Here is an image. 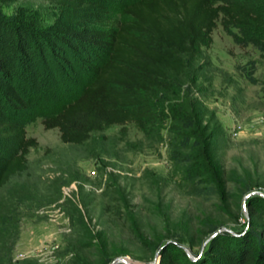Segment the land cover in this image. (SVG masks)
Returning <instances> with one entry per match:
<instances>
[{"label": "rangeland", "instance_id": "rangeland-1", "mask_svg": "<svg viewBox=\"0 0 264 264\" xmlns=\"http://www.w3.org/2000/svg\"><path fill=\"white\" fill-rule=\"evenodd\" d=\"M93 1L101 6L92 14L71 18L111 26L124 17L126 0ZM68 21L52 0H0V49L24 101L10 104L0 92V115L36 140L25 154L27 167L0 185V264H125L112 262L116 257L162 264L163 245L175 264H214L211 256H221L210 244L215 232L222 246H236L250 231L264 243V197L244 198L250 191L264 194V50L239 46L216 20L210 44L199 54H182L180 90L151 95L158 108L146 131L133 121L111 124L72 144L59 139L56 127L44 128L41 118L90 79L83 56L97 62L103 50L79 41L69 50L52 30ZM249 59L253 82L236 68L247 69ZM181 100L200 112L202 123L207 114L216 121V150L234 175L209 198L182 194L172 183L174 128L168 126L174 117L165 106L178 108Z\"/></svg>", "mask_w": 264, "mask_h": 264}, {"label": "trees", "instance_id": "trees-1", "mask_svg": "<svg viewBox=\"0 0 264 264\" xmlns=\"http://www.w3.org/2000/svg\"><path fill=\"white\" fill-rule=\"evenodd\" d=\"M52 1L63 10L70 23L52 29L59 34L61 43L74 51L78 41L103 50V57L97 62L83 56L81 60L90 69V79L80 86L72 99L41 118L44 128H57L62 142L80 144L94 131L130 121L146 131L158 108L151 95L180 90L175 79L185 67L182 54L196 55L202 46H208L216 20L239 46L251 43L264 50V36H261V33L264 35L263 0L217 3L213 0H126L120 8L124 17L111 26L94 25L91 21L95 19L71 18L72 15L92 14L101 6L98 1ZM81 22L94 26L78 25ZM52 54L61 61L68 60L62 52L52 50ZM247 65V69L240 64L236 68L253 82L254 60L249 59ZM0 92L8 103L24 104L11 81L10 64L1 49ZM178 106H165L174 117L168 126L169 131L174 128L171 140L174 148L168 151L173 165L172 183L182 194L199 198L217 195L226 182L235 181L230 170H225L216 150L215 140L220 129L208 114L202 123V115L187 100H181ZM24 133L21 124L0 115V147L4 148L0 151V185L27 167L25 154L36 140ZM207 229L213 231L215 226L209 224ZM259 236L250 231L239 238L236 246H222L218 242L221 236L215 232L210 244L221 251V256L213 255L211 259L214 264H264V243ZM160 262L175 264L166 245L161 248Z\"/></svg>", "mask_w": 264, "mask_h": 264}, {"label": "water", "instance_id": "water-1", "mask_svg": "<svg viewBox=\"0 0 264 264\" xmlns=\"http://www.w3.org/2000/svg\"><path fill=\"white\" fill-rule=\"evenodd\" d=\"M252 194H258V195H261L262 197H264V194L262 192H260V191H250V192H248V193H246L244 195V198L246 196H249V195H252ZM117 261H121V262H123L125 264H130V262L126 258H124V257H116V258H114L112 260V262H117Z\"/></svg>", "mask_w": 264, "mask_h": 264}]
</instances>
